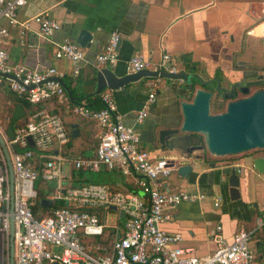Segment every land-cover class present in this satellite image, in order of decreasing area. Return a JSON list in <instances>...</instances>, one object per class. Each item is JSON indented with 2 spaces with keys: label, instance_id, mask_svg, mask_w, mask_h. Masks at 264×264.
Wrapping results in <instances>:
<instances>
[{
  "label": "built area",
  "instance_id": "built-area-1",
  "mask_svg": "<svg viewBox=\"0 0 264 264\" xmlns=\"http://www.w3.org/2000/svg\"><path fill=\"white\" fill-rule=\"evenodd\" d=\"M30 1L0 0V84H7L11 93L32 105L51 98L65 103L68 98L62 85V72L54 67L37 70L11 64L3 48L9 41V28L12 27H20L24 36L34 24L35 34L47 42H52L55 34L61 31L60 23L46 13L21 22L19 10ZM119 38V34L112 33L96 56L98 71L118 62ZM54 46L55 59L75 64L73 75L77 76V65L85 61L84 50L68 40ZM126 70L131 74L143 70L157 73L156 78L146 79L145 85L150 92L143 109L136 115L135 125H139L156 99L163 79L160 74H176L179 70L175 58L168 53L162 54L156 62L136 53L127 61ZM99 102L100 109L84 104L70 108L74 115L95 121L100 130L99 142L91 158L67 161L63 151L70 141L69 133L60 116L46 110L14 129L13 139L0 125L14 174L11 197L7 161L0 148V264H10L11 218L14 264H254L251 242L264 227V212L255 217L250 229L241 227L230 240L224 236L222 225L217 224L210 232L215 246L213 253L201 259L191 256L190 249L179 246L182 240L179 234L163 230L162 226L172 219L168 211L183 203L197 202H210L218 209L221 198H210L202 192L169 191L166 181L177 167L168 160L151 157L142 148L137 128L123 123L112 91L100 92ZM28 138L33 147L29 146ZM65 162L76 171H116L130 178L142 195L112 191L109 186L98 183L62 186ZM240 172L238 169L237 173ZM39 179L45 185L48 181L57 182L52 196H46L45 200L66 204L40 219L32 212ZM111 207H115L117 218L123 219L122 227L118 222L113 226L104 223L105 216L113 211ZM97 238L103 239L102 242L90 245L89 249L86 240Z\"/></svg>",
  "mask_w": 264,
  "mask_h": 264
},
{
  "label": "crops",
  "instance_id": "crops-1",
  "mask_svg": "<svg viewBox=\"0 0 264 264\" xmlns=\"http://www.w3.org/2000/svg\"><path fill=\"white\" fill-rule=\"evenodd\" d=\"M41 13L48 14L62 26L52 42L39 38L35 34L36 25L31 24L24 36L20 27L9 28L10 38L3 48L9 54L11 64L37 70L54 67L62 72L65 87L73 97L82 98L76 101L79 104L91 102L85 99L92 98L96 89L98 70L95 58L112 33L119 34L121 39L118 62L109 68L117 76L127 73V61L136 53L152 62L168 53L177 61L179 72L195 68L194 71L208 81L218 78L217 75L235 80L238 72L233 66L237 63L245 62L252 67L264 65V22L257 23L258 19H264V0H32L19 10L18 17L24 22ZM81 29L92 33L94 40L89 50L83 49L85 61L77 65L79 74L74 76L76 65L56 60L54 44L65 40L74 42ZM239 55L246 59L239 58ZM145 82L146 79H142L112 92L123 123L137 128L142 148L153 158L172 162L174 155L190 147L203 146L201 136L190 134L170 138L164 149L158 142V131L180 127L179 102L188 100L181 81L168 80V84L157 92L154 103L149 105L142 123L135 125L136 115L143 109L150 92ZM212 85L208 84L209 90L213 89ZM3 103L11 104L10 101ZM60 118L63 123L75 125L78 129V137L68 148L66 156L63 155L67 161L93 157L96 147L83 148L79 139L82 119L72 115ZM95 127L97 134L90 136L99 140L100 130ZM257 151L250 158L237 157L225 165L217 164L213 160L215 157L206 153L200 161L202 171L185 179L175 170L177 177L171 174L167 179L166 186L171 192H202L210 198L220 197L222 201L218 209H214L210 202H197L183 203L168 211L172 219L162 226L163 230L179 234L182 238L179 246L190 249L191 256L201 259L213 253L215 246L210 232L217 224L222 225L224 236L230 240L241 227L250 229L255 217L264 212V174L258 175L251 165L252 159L264 158V150ZM193 155H199L198 151ZM188 159L193 160L192 157ZM211 164H215V168H210ZM226 166L241 171L238 173L241 199L236 202L230 201L227 186L219 183L222 179L220 170ZM72 170L70 166L62 186H74L80 179L72 177ZM87 173L90 176L96 174L95 179L119 191L125 185L133 184L130 178L116 171L104 170L86 172L80 179L82 185L85 178L91 179ZM136 194L142 195L140 192ZM251 247L255 253L254 264H264V227L253 238Z\"/></svg>",
  "mask_w": 264,
  "mask_h": 264
},
{
  "label": "water",
  "instance_id": "water-1",
  "mask_svg": "<svg viewBox=\"0 0 264 264\" xmlns=\"http://www.w3.org/2000/svg\"><path fill=\"white\" fill-rule=\"evenodd\" d=\"M94 40V35L86 29H81L75 35L74 42L82 49L89 50ZM121 39L118 41V49ZM180 71L176 74L162 73L160 76L166 80L181 81L184 85L186 95L185 101L179 102L181 113V123L178 129H161L158 131V142L162 149L167 147L168 140L176 137V135H198L203 138L204 146H194L188 148L180 154L174 155L172 165L176 166L177 173L180 177L188 179L197 171H202L200 161L204 151L214 157H228L241 155L253 150H264V91L259 90L252 95L239 100H232L227 97L225 90H222L223 99L229 100L225 111L218 114H211V103L214 92L207 90V80L203 79L195 71ZM157 73L143 70L138 73H126L123 76H117L110 69H101L96 75V89L91 96L99 95L103 90L112 92L118 91L125 86L136 83L142 79L156 78ZM217 88L219 89V82ZM62 85L68 94L70 91ZM217 91V90H216ZM218 92V91H217ZM25 112L21 106H16L7 127V135L10 139L14 137V124L24 118ZM70 136L72 139L78 137V129L75 125L71 126ZM30 147L33 143L28 138ZM0 147L5 155L9 172L10 194H13L14 174L6 144L0 134ZM202 151L199 155H193V151ZM187 157V158H186ZM192 157L193 160L188 159ZM199 163H194V162ZM251 165L258 175L264 174V158H254ZM210 168H215V164H211ZM238 169L234 166H226L220 170L222 179H219L220 186L226 185L228 188V196L231 202L241 199L240 177L237 173ZM47 185L50 189L57 187L56 181H48ZM42 205L48 206L47 200H42ZM12 206V205H11ZM115 211V207H111ZM12 210V207H11ZM10 264H14V248H13V220H10Z\"/></svg>",
  "mask_w": 264,
  "mask_h": 264
},
{
  "label": "trees",
  "instance_id": "trees-1",
  "mask_svg": "<svg viewBox=\"0 0 264 264\" xmlns=\"http://www.w3.org/2000/svg\"><path fill=\"white\" fill-rule=\"evenodd\" d=\"M5 84V83H4ZM3 85V84H0V86ZM207 90L208 87H207ZM211 90V89H210ZM211 91L214 92V97H213V100H212V103H211V114H218V113H221L223 111H225L226 109V105L227 103L229 102L230 99L228 100H225V99H220L218 98L219 97V94L214 90L212 89ZM6 95V101H10V105L7 106L5 108V113H4V116H2L3 118H0V123L4 124L5 123V120H6V124H5V129H7V127L9 126L10 124V119L12 117V114H13V111L14 109L16 108V106H21L23 111L25 112V116L24 118L20 119L19 121H17L15 124H14V128L16 129L17 127L19 126H22L23 124H25V122L31 117L33 116L34 114L40 112V111H43V110H46L48 111L49 113H52V114H56L58 116H61V117H65V116H74V117H78L76 115H74L72 113V111L70 110V108L74 105H79V103H76L77 100H82V98H75L73 97V94L71 93L70 96H68V94L66 93L67 95V98H68V101L65 102V103H61L57 100V98H51V99H48V100H45L39 104H36V105H32L28 102H26L23 98H20L18 96H16L15 94L11 93L10 91H8V94H5ZM99 97V95H94L92 98L91 97H88L87 99L85 100H91V102H89V104H87L86 106L88 108H91V109H100L101 108V105L96 107L100 102L99 100H97ZM66 107H68L67 110ZM80 118V120L82 119V126L83 128L81 129V132H80V135H79V139L82 141L81 145L83 148H86L88 146H90L91 148H94L97 146L99 140L97 138H92L90 135H96V130H95V126H96V123L95 121H93L92 119H84V118H81V117H78ZM5 119V120H4ZM64 126H65V129L67 130V132L69 133V137H70V141L68 143V145L66 146L65 148V151L63 152V155L66 156L67 154V150L69 147L72 146V142H74V139L71 138L70 136V133H71V126H73L72 124H67V123H64ZM84 155V153H83ZM239 155H236V156H228V158H236L238 157ZM72 177L76 178L78 177V179L80 178H83L86 174V172H83V171H76V170H72ZM77 180L74 184L73 187H78V186H81L82 184L80 183L81 181ZM89 181H91L89 178H85L82 182L84 184H87V183H90ZM37 184L40 185V184H45L44 181H42V179H39L37 181ZM111 188L112 191H119L118 188H115L113 186H109ZM120 191H124V192H131V193H138L139 189L133 185V184H127L125 185L124 189L123 190H120ZM38 192V191H37ZM45 195L43 194H40L38 192V195H37V198L35 199L34 201V204H33V207H32V212L33 214L35 215L36 218L40 219V218H43L45 216H47L51 211H53L54 209H57V208H62L64 206H66V204L62 201H52V202H48L49 205L48 206H44L42 205V200L45 199ZM85 211H91V210H88V209H84ZM102 240L101 238H97V239H87L86 240V245L88 246V248L90 249V245H94V244H97V243H101Z\"/></svg>",
  "mask_w": 264,
  "mask_h": 264
},
{
  "label": "flooded vegetation",
  "instance_id": "flooded-vegetation-1",
  "mask_svg": "<svg viewBox=\"0 0 264 264\" xmlns=\"http://www.w3.org/2000/svg\"><path fill=\"white\" fill-rule=\"evenodd\" d=\"M262 22H264V19H258L257 21L258 24ZM233 68L238 72V76L234 78L235 80H228L223 76H220V78L214 77L212 81L207 80V86L212 83V88L218 91H216L219 94L218 98L223 100L225 93H222V90H225L228 98L232 96V100L243 99L259 90L264 91V65L252 67L244 62L235 64ZM216 82H219V89L217 88ZM195 151L198 150H194L193 152ZM201 152L198 151L199 154ZM206 153L204 151V154Z\"/></svg>",
  "mask_w": 264,
  "mask_h": 264
},
{
  "label": "rangeland",
  "instance_id": "rangeland-1",
  "mask_svg": "<svg viewBox=\"0 0 264 264\" xmlns=\"http://www.w3.org/2000/svg\"><path fill=\"white\" fill-rule=\"evenodd\" d=\"M230 39H231V38H230ZM239 56H240V55H239ZM239 58H241V59H246L245 56H240ZM176 62H177V61H176ZM256 64H259V62H256ZM176 65H177V63H176ZM217 77L219 78V75H217ZM167 84H168V80H166V79H162V80H161V83L159 84L158 91H161V89H162L164 86H166ZM7 91H8L7 84H3V85L0 86V93H5V92H7ZM3 102H7V101H6V95H5V94H3V96H0V118H3L2 116H4L5 108H6L7 106H9L8 104L3 103ZM4 120H5V119H4ZM6 120H7V119H6ZM6 120H5V123H4V124L0 123V125H1V127H2L3 129H5L4 127H5V124H6ZM257 152H258L257 150H253V151H250V152H247V153H244V154L239 155L238 158H241V157H242V158H243V157L250 158V157H252L253 154H255V153H257ZM85 156H87V154H85ZM213 157H214V156H213ZM236 158H237V157H236ZM213 160H214L217 164L225 165V164L231 163V162L233 161V158H230V157H229V158H228V157H215V158H213ZM70 166H71V164H70L69 162H65V163L63 164V175H64V176L68 174V171H69V169H70ZM176 174H177L176 172H175V173L173 172V173H172V177H177ZM86 176L91 178V179H90L91 181H89L90 183L104 184V181H102V180H100V179H97V178L95 179V177H97L96 174L90 176V174L87 173ZM35 188H36V190H37L40 194H43V195H45V196H52V194H53V190L48 189L47 185H45V184H40V185H38V184L36 183ZM189 191H190V190H189ZM138 192H140V194H142L141 191H138ZM117 222H118V224H119V227H122V226H123V219H118V218H117V213H116L115 211L109 212V213L105 216V218H104V223H105L106 225H108V226H113V225H115ZM108 242H109V241H107V243H108Z\"/></svg>",
  "mask_w": 264,
  "mask_h": 264
}]
</instances>
